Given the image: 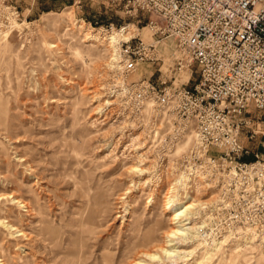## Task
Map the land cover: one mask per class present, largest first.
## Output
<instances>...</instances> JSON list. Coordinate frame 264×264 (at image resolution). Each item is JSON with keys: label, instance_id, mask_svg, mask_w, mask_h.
Instances as JSON below:
<instances>
[{"label": "rangeland", "instance_id": "rangeland-1", "mask_svg": "<svg viewBox=\"0 0 264 264\" xmlns=\"http://www.w3.org/2000/svg\"><path fill=\"white\" fill-rule=\"evenodd\" d=\"M65 5L57 10L46 0H0V220L16 229L11 237L0 228L2 264H74L69 254L76 249L83 264H136L144 260L141 252L165 247L164 235L173 224L164 201H181L184 191L190 202L203 206L193 223L210 217L204 239L216 240L219 186L199 172L168 191L186 173L177 161L193 144L190 134L166 147L162 140L172 128L168 117L154 104L133 110L118 89L114 56L84 32L100 38L133 25L131 38L150 44L146 16L131 18L105 0H67ZM160 50L161 61L140 64L128 84L170 74L173 46L164 41ZM189 78L190 71L183 70L176 82ZM197 79L193 70L189 87ZM251 114L252 128L264 122V113ZM247 135L245 129L240 143L249 147L252 161L264 138L246 140ZM136 165L147 172L132 173ZM11 197L25 207L11 204ZM90 215L97 224L91 233ZM250 229L249 236L236 232L220 238L222 246L204 262L209 244L175 262L163 257L162 263L144 264H264V232ZM151 232L156 242L144 247ZM242 235L252 243L236 248L244 243ZM177 247L190 251L196 245Z\"/></svg>", "mask_w": 264, "mask_h": 264}, {"label": "built area", "instance_id": "built-area-1", "mask_svg": "<svg viewBox=\"0 0 264 264\" xmlns=\"http://www.w3.org/2000/svg\"><path fill=\"white\" fill-rule=\"evenodd\" d=\"M129 17L146 16L152 43L134 36L118 45V88L133 110L154 104L172 124L166 147L193 140L177 161L187 177L199 171L219 186L212 235L219 240L238 229L264 232V147L250 155L241 145L257 131L251 112L264 113V0H105ZM112 28L113 25H110ZM173 46L170 74L156 82L128 84L140 64L161 61L163 42ZM183 70L198 79L192 87L176 82Z\"/></svg>", "mask_w": 264, "mask_h": 264}, {"label": "bare ground", "instance_id": "bare-ground-1", "mask_svg": "<svg viewBox=\"0 0 264 264\" xmlns=\"http://www.w3.org/2000/svg\"><path fill=\"white\" fill-rule=\"evenodd\" d=\"M66 13H67V16H68L69 15V11H67ZM130 28H135V27L133 25H129V26L125 27V28H122L121 30L112 29V31L106 32L100 38H97L96 36L92 35V33L87 35V31H84V32H86V36L88 37V39L96 40V41H98L100 43L105 44L106 48L103 46L105 48L104 50L108 51V54H110V56H114L115 57V58L114 57L112 58L113 62L112 61H110V62L111 63H115L117 61L116 60V55H117L118 45L122 41H128L131 38ZM5 38L6 39L8 38L7 34L5 35ZM75 54L77 56L81 55V53L78 50H75ZM110 60H111V57H110ZM112 65H114V64H112ZM116 67H118V65ZM148 104H150V103H148ZM257 131L258 132L259 131L264 132V128L258 127V130H256V132ZM130 170H131L132 173H135L138 176H142V175H144L147 172V170L142 169L139 165L132 166ZM198 173H199V171H196L193 176H197ZM189 179L190 178L186 177V175L176 178L173 181L174 183H171V185L168 187V191L173 193L177 189L178 186L186 184V182ZM184 195H185V197H183L181 201H177V199H175V197L168 198L166 201H164L165 202L164 207L168 210V212L170 214V221L173 224L172 227L170 229H168L167 234L164 235V236H166L164 238V239H166V242H164L165 243V247H158L157 248V250H159V252L158 251L157 252L160 253V254H158L156 251H144V252H141V255L144 258V260L139 259L140 261H138L136 264H144L145 261H146V263L147 262H152V263L159 262V263H162L163 257L166 260L175 262L177 260L184 259V256H182V255H184L185 253L186 254H192L197 248H199V247L205 248V246L207 244H209L210 245V249L206 250L205 254L202 257V262H204L206 260L211 259L215 255V252H217L220 249V247L223 244V241L212 240V239L211 240H206V238L204 239L203 231L205 230V226H206L205 223H206V220H208V218L210 219V217H207V218L203 219L202 221H200L198 223H193V220H196V218L199 216V214L203 211L202 210L203 206L201 204H199V203L195 204L194 201L190 202V199L187 196L186 191H184ZM2 198L3 197H0V205H1V202L3 200ZM5 198L6 197L4 196V199ZM16 200H18V199H16ZM16 200L14 198L12 199V197H11V200L9 202L11 204H18V205L21 206L22 203H18V201H16ZM99 203L100 202L95 201L96 207H98ZM24 205H22L21 207L24 208L25 207ZM95 212H96V210L92 211V214H94ZM88 220H89L88 232L91 233L92 230L94 229L95 225H97L96 224V219H95L94 216H91ZM0 228H3L4 230H7L8 234L11 237H13L16 234V232H15L16 229L13 228V225L11 226V225H9V223L7 224V223H5L4 221H1V220H0ZM13 232H15V233H13ZM251 232L252 231H251L250 228L249 229L248 228H243V229H239L237 231L236 235L240 236V234H243V235L249 236V234ZM19 234L21 235L20 232H19ZM246 236L242 237V239H244V243L236 245V248H239V247L242 248L244 246V244L246 245V244L252 243V241H248L247 240L249 238L246 237ZM144 240H145L144 241V245H143L144 247L147 244L150 245V243L153 244V243L156 242V239H155V237H154L152 232L150 234H146L144 236ZM180 243L184 244V245L193 244V245H196V247L193 248L190 251H186V250L180 251L179 247H177ZM143 246H142V248H143ZM69 255H70L72 261H74V264H83V255H82L81 249H76L72 253H70ZM2 262L3 261L0 260V264H2ZM198 263H201V262H196V264H198Z\"/></svg>", "mask_w": 264, "mask_h": 264}, {"label": "crops", "instance_id": "crops-1", "mask_svg": "<svg viewBox=\"0 0 264 264\" xmlns=\"http://www.w3.org/2000/svg\"><path fill=\"white\" fill-rule=\"evenodd\" d=\"M35 1H36V0H33V2H35ZM38 1H39V0H38ZM40 1H43V0H40ZM66 2H67V0H46V3H49V4L53 5V7L56 6L55 8L58 7L59 9H60V8H65V6H66V5H65ZM108 5H109V4H108ZM109 6H110V5H109ZM112 7H113V6H112ZM33 8H34V6H33ZM58 8H57V10H59ZM113 8H114V7H113ZM28 10H29V9H28ZM31 10H32V7H31ZM51 10H52V9H51ZM251 115H252V114H251ZM253 118H254V117H253ZM262 123H264V122H262ZM244 130H245V129H244ZM244 130H243V131H244ZM243 131H242V132H243ZM247 133H249L248 130H247ZM241 134H242V133H241ZM246 140H247V137H246ZM243 146L249 150V147H247V146L244 145V144H243ZM262 150H263V148H262ZM247 158H248V157H245V158H244V161L249 162Z\"/></svg>", "mask_w": 264, "mask_h": 264}]
</instances>
